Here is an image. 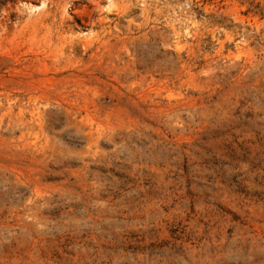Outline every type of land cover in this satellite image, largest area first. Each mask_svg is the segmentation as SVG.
Segmentation results:
<instances>
[{
    "label": "rangeland",
    "instance_id": "374dc122",
    "mask_svg": "<svg viewBox=\"0 0 264 264\" xmlns=\"http://www.w3.org/2000/svg\"><path fill=\"white\" fill-rule=\"evenodd\" d=\"M0 264H264V0H0Z\"/></svg>",
    "mask_w": 264,
    "mask_h": 264
}]
</instances>
